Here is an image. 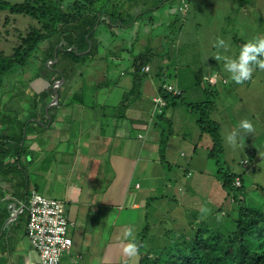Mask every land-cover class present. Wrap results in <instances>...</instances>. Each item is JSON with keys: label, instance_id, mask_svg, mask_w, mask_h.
Returning <instances> with one entry per match:
<instances>
[{"label": "crops", "instance_id": "1", "mask_svg": "<svg viewBox=\"0 0 264 264\" xmlns=\"http://www.w3.org/2000/svg\"><path fill=\"white\" fill-rule=\"evenodd\" d=\"M206 1L210 6L215 3L216 9L203 14V30L209 33V29L215 28L220 33V20L226 21L228 15L214 20L221 0ZM240 4L241 7H231L236 20L240 11L252 20L249 4L244 1ZM118 10L123 12L122 20L104 21L96 28L95 38L100 42L92 54H86L91 48H79L83 57L75 61L62 58L60 67L69 70L55 78L52 93L41 94L48 86L45 80L35 85L27 80L32 93H16L12 88H8L11 92H0V264H40L38 252L26 235L28 212L24 204L32 190L65 205L71 221L68 234L72 246L62 255L60 264H128L129 257L123 251L128 242L124 239L128 227L133 228L138 241L140 232L148 225V240L144 243L147 249L149 239L156 246L159 243L153 239L165 238L163 230L167 229L163 228L160 214L168 210L169 204L171 216H175L171 219L173 230L178 220L188 217L189 226L192 216H200L198 209L190 210L196 204L201 202L205 207L206 203L209 211L210 206L215 208L221 201V190L220 195L215 194L216 202L210 196L201 197L203 200L198 202L192 198L198 193V185L204 190L205 185L211 188L218 182L221 187L220 172L209 156L210 138L180 104L171 106L164 115L171 133L164 159H160V127L149 123L152 97L158 94L159 85V80L148 76L151 63L145 65L149 70L137 97L122 105L125 92L133 86L134 56L147 49L157 52L156 48H169L171 39L183 29L185 17L180 0H128ZM225 33H231L228 27ZM234 40L242 45V40ZM207 45L214 46L211 38ZM73 49L78 52V48ZM167 61V57L162 58L160 65ZM54 62L46 60V65ZM221 77L225 82L220 83L212 114L220 123L222 144H225L223 160L227 165L222 167L240 173L237 167L232 168L234 161L240 165L245 154L255 156V150L247 149L246 143L232 149L226 136L236 127L225 125L227 113L221 110L224 106L217 100L227 103V111L234 110L235 101L247 96L246 83L238 87L234 80ZM176 80L180 85L183 83ZM193 88L183 87L187 103L200 101L194 96ZM17 101H21L22 109L16 108ZM262 116L264 119L261 111L259 120ZM205 138L210 142L204 140L199 145ZM179 163L183 165L180 175L171 171ZM194 174L197 176L191 179ZM183 185L188 187L190 195L186 196ZM208 211L202 213L212 212ZM148 217L157 220L151 219L150 224Z\"/></svg>", "mask_w": 264, "mask_h": 264}, {"label": "trees", "instance_id": "2", "mask_svg": "<svg viewBox=\"0 0 264 264\" xmlns=\"http://www.w3.org/2000/svg\"><path fill=\"white\" fill-rule=\"evenodd\" d=\"M118 1L23 0L22 2H10L0 0V14H7L6 21H8V16L13 14L31 16L39 23V25L31 26L27 32L19 34V42L12 47L11 53L0 50V92L6 89L9 91L4 85L12 83L13 92L22 93L25 91H18L15 86L22 87L23 83L27 84V80L34 81L35 84L45 80L48 81V86L41 91V94L52 93L51 85L56 80L55 78L69 70L68 67H60L59 62L62 58L67 57L68 60L75 61L83 57L84 54H79L82 50L79 48L83 50L91 48L86 54H92L100 42L95 38L98 32L96 28L104 21L112 23L118 18L122 20L123 12L118 10L119 7L117 8ZM185 1L189 4L190 0ZM236 40L241 41L238 38ZM240 44L242 47L245 43L241 41ZM73 48H78V52ZM154 57L155 52L150 49L134 56L132 61L133 86L130 91L125 92L123 106L138 95L145 72L149 70L144 69L145 65L151 63ZM46 60L55 62L46 65ZM30 63L34 64L32 72L28 66ZM25 72L30 73L28 79L23 77ZM18 76H21L22 80L16 79ZM7 77L12 78L13 82L6 81ZM176 83L170 84V81L165 78H161V82L159 80L158 94L155 96H160L165 100V105L161 106L160 110H155L154 96L152 97V115L149 123L153 122L152 126L155 128L160 127L158 130L160 132V159H164L167 139L171 133L168 119L164 116L166 110L177 104L183 106L185 103L184 106L189 107L197 115L195 118L201 132L207 134L211 140L209 156L220 172L221 188L226 195L232 198L230 201L232 209L225 207V198H223L217 208L209 214L212 217L203 219L195 225L189 223L188 228L191 227L192 236L181 238L178 235L182 239L180 240L174 235L171 237L170 243L173 242L171 246L162 248V250L158 248V246L161 248L162 244L155 246L150 243L148 248H145L144 243L148 240L146 235L149 229L146 224L138 239L141 245L139 264H264V187H258L260 198L256 203L250 199L246 200L253 189L244 184V175L247 172L235 173L222 167L227 164L223 160L224 148L220 135V123L212 118V113L216 109L218 88L223 82L217 77H215V82L210 79H204V81L198 79L192 87H199L204 99L194 104L183 100L186 98L184 86ZM168 85L180 89L181 93L174 94L173 91L167 89ZM29 91L32 92L30 87ZM186 174L190 176L191 173L186 171ZM236 177L240 179V186H235ZM200 218L201 216L194 219L199 220Z\"/></svg>", "mask_w": 264, "mask_h": 264}, {"label": "rangeland", "instance_id": "3", "mask_svg": "<svg viewBox=\"0 0 264 264\" xmlns=\"http://www.w3.org/2000/svg\"><path fill=\"white\" fill-rule=\"evenodd\" d=\"M10 2H22L23 0H8ZM128 0H119L118 7H123V3L127 2ZM171 1V0H170ZM213 2H216V0H212ZM245 2L246 4H249L250 6V16L253 18L252 20H249L246 16L242 15V11L239 12V17L236 20L237 16L234 12H232L231 7H241V2ZM208 1L206 0H190L189 5L186 7L185 12L182 11V14L185 18L183 19L182 27L180 34L177 37H174L171 39V43L169 44V48H156L157 52H155V57L153 61L151 62L152 70L149 72L148 76L153 77L157 80H160L161 78H165L170 82H177L178 79H183V83L181 85H191L196 83V81L204 79L206 80H215V77L219 81L222 80L221 76H226L229 81H232L231 79V73L228 72L226 68V59H237L239 56V52L241 49V46L239 44L234 43V39H240L245 40L247 42L248 40L253 39L257 36H264V0H221L219 2L218 10H216V14L213 15L214 20L219 19L223 15H228L227 20H220V25L222 27L221 32L218 33L215 28L209 29V33L205 32L203 30V25L205 24L202 21V16L206 12H210V9L215 11L216 5L215 3L213 5H208ZM121 11V9H120ZM241 14V16H240ZM7 14H0V50H3L5 53H11L12 47L16 45L17 42H19V34L21 32H27L31 26L39 25L38 20L36 18H33L31 16L26 15H9L8 21L5 20ZM247 19V21H246ZM234 20H236L238 27L235 28ZM228 27V31L231 32L229 34L225 33L226 28ZM232 35L236 36V38L232 37ZM210 38L214 42V46H208L207 44L210 43ZM219 39H223L225 43L228 45L227 50L225 49H218L216 47V42ZM155 41V39H154ZM124 46V45H123ZM126 47H128L127 44H125ZM167 50V51H166ZM166 51V52H165ZM217 56H220V59H216ZM168 59L166 65L164 67H161L160 60L162 58ZM30 67V71L32 72V69L34 68V64L30 63L28 64ZM163 70V71H159ZM212 72V73H211ZM211 73V74H210ZM29 72H25L23 77L29 78ZM163 74V76H162ZM18 75V74H17ZM213 78H210L212 77ZM16 79L22 80L21 76H18ZM13 82L12 78L8 79L6 78V81ZM27 84L23 83L22 87L15 86L16 90L18 91H27L29 92V82ZM246 83V97H242V100H236V108L234 110H228L227 111V103H224L223 100H217L219 104H221L222 111H226L227 115V122L225 125H229L231 127L235 126L236 129H238L239 124L242 120H249L253 125V131L250 133L244 132V130H240L241 136L244 137V140L246 145L248 146L247 149L251 148L254 149L255 156H247L245 154V158L243 160L247 159L250 161L249 169L245 170L241 164L239 165L234 161V164L232 165V168L235 166L237 167V172H247L244 175V184L250 188H253L246 200H252L255 203L260 198L258 187L262 186L264 187V127H263V116L259 120L260 112H264V68H260L258 66L254 67L252 77L249 80L244 81ZM230 84V82H229ZM33 85H35V82H33ZM238 87H241V84H238ZM5 88H13V84H5ZM198 89V91H197ZM193 88L194 90V96L196 99L200 98V100L204 99L202 91L199 89V87ZM7 89L4 91L6 93ZM32 91V90H31ZM33 91H36L35 89ZM130 91V90H129ZM11 92V91H9ZM32 93V92H30ZM137 97V96H136ZM185 102L188 101V98L183 99ZM185 104V103H184ZM182 106L185 110H188L190 116L192 118L197 117L195 113L190 111V109L186 108L185 106ZM19 106V107H18ZM16 108L22 109L21 101L16 102ZM219 108V109H220ZM171 110V108H170ZM221 114V113H220ZM186 115H188L186 113ZM185 115V116H186ZM212 118L215 120L214 114H212ZM223 128V127H222ZM227 128V127H226ZM169 129L171 130V126H169ZM228 129V128H227ZM184 131L186 132V129L184 128ZM225 131V128L223 129ZM258 132V133H256ZM160 135V132L159 134ZM167 135V134H166ZM207 135V134H206ZM188 134H186L187 139ZM208 136V135H207ZM204 140H206L207 144L210 142L208 138L203 139L202 142L199 143V145L204 144ZM248 143V144H247ZM223 147L225 144H222ZM258 147V148H257ZM261 147V148H259ZM233 150H236L234 146L232 147ZM226 151V149H225ZM238 152V151H236ZM239 154L241 152H238ZM252 153L251 155H254ZM242 154L244 152L242 151ZM255 158V159H254ZM253 159V160H252ZM238 161V160H237ZM242 161V160H241ZM182 163H179L178 166L174 165L172 168V172H176L177 174H181L183 172V165ZM185 167V166H184ZM221 170V167H220ZM137 173H139L138 170H136ZM196 174L191 178L193 179ZM137 176V174H136ZM171 176V173H170ZM197 176V175H196ZM182 177V176H181ZM179 184V182H178ZM184 187V193L186 196L190 195V192L188 190V187L186 185H183ZM198 191L195 192V194L192 195V198L198 202L201 197L204 199L207 196H210L212 199L217 201L215 194H219V190L223 192L221 200L223 201V197L225 198L224 203L226 204L225 207L227 209H232L231 206V196L226 195L223 189L220 187V184L217 182V186L209 187V185H205L204 190L200 187V185L197 186ZM201 190V191H200ZM201 199V200H203ZM181 203V200H180ZM205 207L201 205V202L193 206L191 209H198L199 211H196L201 218L199 220H192L196 216H192V219L190 222L195 225L199 221L203 219H208L209 217H212V215H208L206 213H202L203 208H207L206 203ZM218 206V204H216ZM215 206V208L217 207ZM255 207V205H253ZM202 207V209H201ZM214 207L210 206V211L215 210ZM168 210H162L160 214V219L163 220L162 225H165L163 228L167 229L166 232L163 230V233H165V238L156 237L153 239V242L156 241L157 244H162L161 248L158 246L159 249L162 250V248H168L171 246L173 242L170 243L171 237L176 236L177 238H180L178 235L182 237L191 235L192 236V229L188 228V222L186 217V220H182L177 222V227L174 226L175 231L171 232V219L175 216H171V204L167 206ZM186 209H184V212L186 213ZM227 211V210H226ZM187 214V213H186ZM190 216V215H187ZM199 217V216H198ZM197 217V218H198ZM157 220L154 217H148V222L151 224L152 220ZM107 225V223H106ZM200 226V225H198ZM166 227V228H165ZM183 229H186L185 232H183ZM185 233V234H183ZM169 235V236H168ZM174 237V238H176ZM180 238V240H182ZM152 238L149 239L148 243H151ZM170 243V244H169ZM173 246V245H172ZM159 252V251H158ZM172 252V249H171ZM170 252V253H171ZM138 256L136 258H129L128 264H138Z\"/></svg>", "mask_w": 264, "mask_h": 264}, {"label": "built area", "instance_id": "4", "mask_svg": "<svg viewBox=\"0 0 264 264\" xmlns=\"http://www.w3.org/2000/svg\"><path fill=\"white\" fill-rule=\"evenodd\" d=\"M187 6V1L180 0L181 12H185ZM144 69L148 70V67ZM167 89L176 95L181 93V90L173 85H168ZM158 100L163 103H157ZM153 101L155 110H160L161 106L165 105V100L160 96H154ZM242 166L249 168L248 161L243 160ZM234 183L235 186L241 185L238 177ZM24 205L28 212L26 235L38 252L40 264H60L62 255L68 253L72 246V239L68 234L71 221L66 215L64 203L32 190Z\"/></svg>", "mask_w": 264, "mask_h": 264}, {"label": "clouds", "instance_id": "5", "mask_svg": "<svg viewBox=\"0 0 264 264\" xmlns=\"http://www.w3.org/2000/svg\"><path fill=\"white\" fill-rule=\"evenodd\" d=\"M218 49L227 50L228 45L223 39H219L216 42ZM216 59H220L217 56ZM226 59V68L231 73V79L237 84H242L244 81L251 79L255 66L264 68V36H257L251 40H248L240 49L237 59ZM225 82L224 79H222ZM157 103H163L162 100H158ZM240 130H244L246 133L253 131V125L249 120H242L238 129L233 130L226 136V141L234 146H242L244 143V137L241 136ZM247 160V159H245ZM243 161V160H242ZM242 161L240 162L242 166ZM248 161V160H247ZM250 161L248 164L250 165ZM243 167V166H242ZM244 168V167H243ZM245 170L249 168H244ZM207 208H203L202 212H207ZM124 239L128 242L124 246L123 251L129 258H136L139 255V249L141 245L138 243L133 228L128 227L124 232Z\"/></svg>", "mask_w": 264, "mask_h": 264}]
</instances>
